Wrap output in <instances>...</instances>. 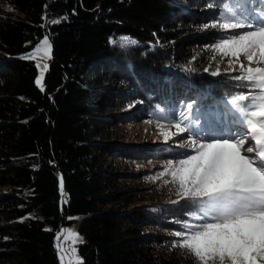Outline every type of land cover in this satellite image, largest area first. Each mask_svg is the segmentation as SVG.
I'll list each match as a JSON object with an SVG mask.
<instances>
[{
	"label": "trees",
	"instance_id": "1",
	"mask_svg": "<svg viewBox=\"0 0 264 264\" xmlns=\"http://www.w3.org/2000/svg\"><path fill=\"white\" fill-rule=\"evenodd\" d=\"M238 1L2 0L0 264H60L56 233L77 218L83 264H200L172 247L181 239L173 233L195 220L190 205L162 178L124 191L119 179L133 170L114 164L124 147L103 141L108 131L128 138L129 105L210 107L248 91L210 47L224 32L204 28ZM45 35L52 54L42 92L35 62L21 57ZM122 36L137 44L122 48Z\"/></svg>",
	"mask_w": 264,
	"mask_h": 264
},
{
	"label": "snow or ice",
	"instance_id": "2",
	"mask_svg": "<svg viewBox=\"0 0 264 264\" xmlns=\"http://www.w3.org/2000/svg\"><path fill=\"white\" fill-rule=\"evenodd\" d=\"M251 4L252 0H242L235 6L225 3L219 18L204 25L205 29L218 28L232 33L221 36L210 47L229 58L232 71L239 69L240 74L233 79L248 89L227 100L228 114L233 116L232 122L240 126L239 135L227 138L200 135L206 129L193 117L191 103L172 124L175 132L165 130V125L157 121L166 141L174 135L189 134V150L178 159H169L154 179L170 177L164 184H172L179 200L190 205L192 218L201 221L198 224L184 222L183 228L187 231L174 232L173 235L181 239L172 243L173 248L187 249L200 264H209V261L264 264V66H261L264 65V8L257 11L251 7L248 11ZM49 23L59 24L61 20L52 19ZM119 43L125 48L136 45L137 41L122 36ZM51 53L52 44L46 35L33 52L21 58L34 60L42 54V59L50 60ZM36 66L40 73L35 83L43 92L49 65ZM212 74L218 75L219 70ZM59 189L63 195L62 177ZM61 236L64 241L71 240V248L64 247ZM56 241L60 264H83L76 247L82 243L78 232L62 229L57 232Z\"/></svg>",
	"mask_w": 264,
	"mask_h": 264
},
{
	"label": "rangeland",
	"instance_id": "3",
	"mask_svg": "<svg viewBox=\"0 0 264 264\" xmlns=\"http://www.w3.org/2000/svg\"><path fill=\"white\" fill-rule=\"evenodd\" d=\"M0 7H4L2 0H0ZM251 7H255L257 11H259L261 8H264V0H252V4L248 8V11L251 10ZM223 32L224 36L232 34L225 31ZM34 50L35 49H33L31 52H33ZM41 56L42 54L38 55L37 58L33 60L35 64L43 65L44 63H47L49 65V60L42 59ZM241 59L243 63L247 64L246 60H243V58ZM39 73L40 69L37 67V78L39 76ZM94 102L95 101H93V103ZM134 108L135 106L129 105L128 109L131 112V115L134 116L131 119L129 118L130 116H127L126 121L121 122V128L124 130L128 138H126V140L117 139V137H115V132L108 131L107 135H109V137L106 138L103 142L112 141L111 143H113L114 149L117 146L124 147V153L119 157H115L114 164L120 166L121 169H124L123 172L121 170L119 171L121 172V174H127L130 172V170H133L134 173L132 172L130 176L121 177L119 179L121 182L120 184L123 185L124 191L134 190L135 192L139 193L148 184L144 182V179L150 178L151 180H153L154 178L158 177L159 173L164 170V165L169 159H178L186 151L189 150L187 149L189 134L184 133L180 135H174L166 141L164 136L161 134V128L157 123V121L159 120L160 124L165 125V130L175 132L172 124L180 118L179 114L181 111L187 110L184 103L175 107H165L160 110H148L140 108L139 111H136V108ZM229 108L230 105L227 104V100L224 98H220V100L215 101L214 104L210 107H204L202 105L194 107L193 117L197 119L198 123L206 129V131L201 132L200 135H208L213 137L222 136L225 138L230 135H239L240 126L232 122L233 116L228 114ZM107 117L113 116L108 114ZM137 151L143 154V156L133 155L134 157H128L130 156V154H133ZM160 178H162L163 180V185H165L164 180L171 179L168 176ZM141 180H143V183L139 184ZM124 182H126L127 184ZM3 190L4 188H0V192H4ZM77 220L79 222L80 218H77ZM78 222L71 226L67 225L65 227H61L59 231L66 228L77 232ZM198 223H201V221L194 220L190 222V224ZM61 242L66 248L72 247L71 240L64 241L63 236H61Z\"/></svg>",
	"mask_w": 264,
	"mask_h": 264
}]
</instances>
